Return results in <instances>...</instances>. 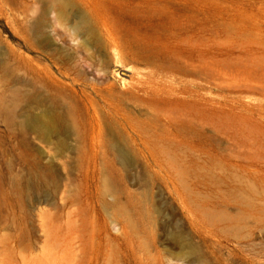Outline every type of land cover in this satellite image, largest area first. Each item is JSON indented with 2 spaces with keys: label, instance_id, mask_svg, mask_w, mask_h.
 Masks as SVG:
<instances>
[{
  "label": "rangeland",
  "instance_id": "obj_1",
  "mask_svg": "<svg viewBox=\"0 0 264 264\" xmlns=\"http://www.w3.org/2000/svg\"><path fill=\"white\" fill-rule=\"evenodd\" d=\"M42 1L0 0V264H264V0H91L92 56Z\"/></svg>",
  "mask_w": 264,
  "mask_h": 264
},
{
  "label": "bare ground",
  "instance_id": "obj_2",
  "mask_svg": "<svg viewBox=\"0 0 264 264\" xmlns=\"http://www.w3.org/2000/svg\"><path fill=\"white\" fill-rule=\"evenodd\" d=\"M55 17V22L50 19ZM92 3L91 0H44L37 14V25L43 28L50 21L53 25L61 28L73 41L80 44L83 51L92 56L94 53V37L96 30L92 26ZM86 100H89L88 98ZM87 106V103H85ZM90 111L95 121H98L96 109L92 101L86 111ZM41 130L45 138L53 133L70 130L74 125L72 109L65 108L55 116L46 115L41 120ZM97 123V122H96ZM98 137V135H97Z\"/></svg>",
  "mask_w": 264,
  "mask_h": 264
}]
</instances>
